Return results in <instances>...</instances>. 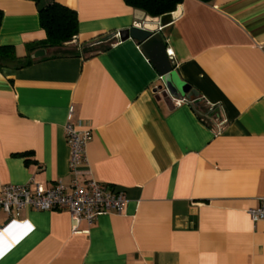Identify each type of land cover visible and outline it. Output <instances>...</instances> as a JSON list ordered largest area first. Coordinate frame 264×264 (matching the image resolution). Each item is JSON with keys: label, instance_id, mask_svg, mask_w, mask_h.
I'll use <instances>...</instances> for the list:
<instances>
[{"label": "crops", "instance_id": "0c3cea01", "mask_svg": "<svg viewBox=\"0 0 264 264\" xmlns=\"http://www.w3.org/2000/svg\"><path fill=\"white\" fill-rule=\"evenodd\" d=\"M57 1L79 33L46 47L37 4L0 0V46L16 54L0 61V188L70 184L73 105L71 122L94 133L92 177L128 200L77 232L66 209L25 208L0 236V264H264V220L249 213L264 198V0H184L159 17L124 0ZM137 25L160 30L191 92L155 91L141 43L119 37ZM211 104L229 119L220 133L200 115Z\"/></svg>", "mask_w": 264, "mask_h": 264}, {"label": "built area", "instance_id": "2783aa9c", "mask_svg": "<svg viewBox=\"0 0 264 264\" xmlns=\"http://www.w3.org/2000/svg\"><path fill=\"white\" fill-rule=\"evenodd\" d=\"M199 99L188 97L175 98V105L191 104L197 111ZM74 106L71 105L68 113V122L65 126L67 142L70 146V172L72 179L69 185L58 180L51 187L34 181L25 184H7L0 188V208L7 215V221L0 225V236L3 231L13 224H23L27 220H20L25 208L36 210L66 209L70 212L74 232L80 230V224L87 221L96 222L99 216L109 213H122L127 203L125 190L117 189L92 177L87 156V146L93 138L91 128H82L71 122L74 115ZM209 112L200 113L202 120L220 133L229 123L223 108L211 104ZM84 178V179H82ZM254 222L264 220V198L258 206L249 209Z\"/></svg>", "mask_w": 264, "mask_h": 264}, {"label": "trees", "instance_id": "16d2710c", "mask_svg": "<svg viewBox=\"0 0 264 264\" xmlns=\"http://www.w3.org/2000/svg\"><path fill=\"white\" fill-rule=\"evenodd\" d=\"M37 6L42 28L46 31V39L42 45L57 47L71 41L79 33V17L76 10L63 5L57 0H33ZM126 4L144 11L152 17H159L173 12L184 0H124ZM212 2L213 0H201ZM3 12L0 10V25ZM16 59L15 49L12 46H0L1 63H9ZM34 60L31 58L25 63H16L15 67L29 65ZM26 154V153H22Z\"/></svg>", "mask_w": 264, "mask_h": 264}, {"label": "water", "instance_id": "95a60500", "mask_svg": "<svg viewBox=\"0 0 264 264\" xmlns=\"http://www.w3.org/2000/svg\"><path fill=\"white\" fill-rule=\"evenodd\" d=\"M119 37L121 40L132 37L141 43L142 50L154 64L160 75L161 83L155 89L157 93L164 97H178L191 92V86L176 73L167 52L166 42L158 28H150L149 25L132 26L131 28L120 30ZM44 54V50L38 51L33 55V58Z\"/></svg>", "mask_w": 264, "mask_h": 264}]
</instances>
